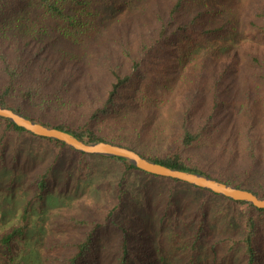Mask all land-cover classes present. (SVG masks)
I'll return each instance as SVG.
<instances>
[{
    "label": "trees",
    "instance_id": "1",
    "mask_svg": "<svg viewBox=\"0 0 264 264\" xmlns=\"http://www.w3.org/2000/svg\"><path fill=\"white\" fill-rule=\"evenodd\" d=\"M0 105L264 197V0H0ZM31 138L52 159L24 181L30 198L0 233V264L16 262L35 206L94 179L108 202L60 214L55 233L79 236L49 237L56 264H164L165 248L179 264H264V208L0 116L1 171ZM14 175L1 179L9 191Z\"/></svg>",
    "mask_w": 264,
    "mask_h": 264
},
{
    "label": "rangeland",
    "instance_id": "2",
    "mask_svg": "<svg viewBox=\"0 0 264 264\" xmlns=\"http://www.w3.org/2000/svg\"><path fill=\"white\" fill-rule=\"evenodd\" d=\"M127 15V11L121 10L113 15V19L121 20ZM52 159V150L44 140L25 139L21 143L18 166L13 169L7 167L0 170V233L18 223L22 209L30 198L26 190V182L32 175L45 168ZM235 169V168H234ZM14 173L17 179V186L9 191L6 182L1 180L8 178ZM109 177V174L106 175ZM134 181V177L131 178ZM99 180V179H98ZM98 180L81 181L74 191L65 194L55 192L41 207L35 206L30 214L29 229L24 240L13 244L11 253L16 259L14 264H56L58 255L56 252L50 253L48 249L49 237L52 234L58 236H79L77 231H67L55 233L54 222L61 213L68 215L86 216L89 211L85 204L96 202L105 204L108 202V192L105 187L98 186ZM26 181V182H24ZM153 240L150 246L154 248L158 243L159 231L152 233ZM149 245V244H143ZM164 250V260L158 254L160 262L164 264H179L178 257L174 256L172 250Z\"/></svg>",
    "mask_w": 264,
    "mask_h": 264
},
{
    "label": "water",
    "instance_id": "3",
    "mask_svg": "<svg viewBox=\"0 0 264 264\" xmlns=\"http://www.w3.org/2000/svg\"><path fill=\"white\" fill-rule=\"evenodd\" d=\"M0 116L10 119L35 135L62 141L76 150L88 154L123 157L136 167L148 173L175 178L192 185L209 189L233 200L246 201L258 208H264V197L257 195L251 190L225 183L216 178L197 172L168 167L145 158L139 152L127 146L107 141L88 143L67 131L31 120L23 114L2 105H0Z\"/></svg>",
    "mask_w": 264,
    "mask_h": 264
}]
</instances>
